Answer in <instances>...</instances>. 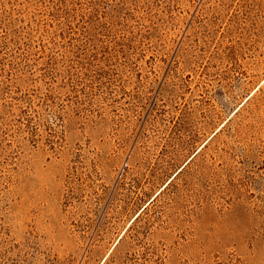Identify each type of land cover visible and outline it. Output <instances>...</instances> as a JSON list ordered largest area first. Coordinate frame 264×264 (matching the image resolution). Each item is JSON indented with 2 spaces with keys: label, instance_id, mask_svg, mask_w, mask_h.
Listing matches in <instances>:
<instances>
[{
  "label": "rangeland",
  "instance_id": "rangeland-1",
  "mask_svg": "<svg viewBox=\"0 0 264 264\" xmlns=\"http://www.w3.org/2000/svg\"><path fill=\"white\" fill-rule=\"evenodd\" d=\"M0 264H264V0H0Z\"/></svg>",
  "mask_w": 264,
  "mask_h": 264
},
{
  "label": "trees",
  "instance_id": "trees-1",
  "mask_svg": "<svg viewBox=\"0 0 264 264\" xmlns=\"http://www.w3.org/2000/svg\"><path fill=\"white\" fill-rule=\"evenodd\" d=\"M205 146H206V144L201 148V150L202 149H204L205 148ZM198 153H196L195 154V156L197 155ZM192 160V159H191ZM190 160V161H191ZM189 161V162H190ZM189 162L188 163H186L184 166H182L179 170H178V172H176L174 175H173V177L171 178V180H169L168 182H167V184L163 187V189L155 196V197H153L151 200H149V202L147 203V205L142 209V211L140 212V213H142L144 210H146L147 209V207L149 206V205H151L154 201H155V199L159 196V194H161V192L163 191V190H165L179 175H181L182 174V172L184 171V169H185V167L189 164ZM138 216L139 215H137L136 217H135V219L132 221V223L138 218Z\"/></svg>",
  "mask_w": 264,
  "mask_h": 264
}]
</instances>
